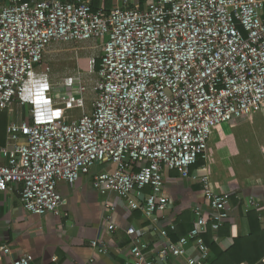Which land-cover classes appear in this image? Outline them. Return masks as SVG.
<instances>
[{
	"label": "built area",
	"instance_id": "1",
	"mask_svg": "<svg viewBox=\"0 0 264 264\" xmlns=\"http://www.w3.org/2000/svg\"><path fill=\"white\" fill-rule=\"evenodd\" d=\"M146 4L109 12L81 0L0 4V115L15 101L29 112L6 126L0 192L19 187L26 213L58 215V185L73 184L95 164H105L111 169L95 174L92 187L151 216L166 208L163 174L175 171L199 184L207 210H192V227L176 242L160 231L163 241L156 249L141 243L145 229L127 228L128 264H158L153 254L162 261L171 256L183 264H209L202 237L228 221L233 193L214 191L206 166L200 175L190 168L206 160L213 126L264 110V0ZM84 42L100 48L97 68L95 59L90 64L92 90L79 86L68 93L79 82L66 78L61 87L67 93H59L56 103L49 70L40 66L55 44ZM32 97L40 103L33 104ZM57 105L85 111L64 123ZM241 200L244 214L259 209L253 196ZM106 227L116 230L109 218ZM175 228L169 225L171 232ZM189 244L197 256L186 255ZM90 247L98 254L107 251L100 240ZM6 250L0 239V264ZM11 264L30 262L20 256Z\"/></svg>",
	"mask_w": 264,
	"mask_h": 264
},
{
	"label": "crops",
	"instance_id": "2",
	"mask_svg": "<svg viewBox=\"0 0 264 264\" xmlns=\"http://www.w3.org/2000/svg\"><path fill=\"white\" fill-rule=\"evenodd\" d=\"M7 1L0 0V4H5ZM70 1L74 0H65L63 2ZM81 1L90 5H92V1H95L97 9L103 11L118 7L132 8L136 5L140 8H145L147 5L146 0ZM86 44L90 46L92 52L97 55L100 54L99 43ZM55 45L58 46L57 44ZM55 45L52 49L56 47ZM97 58L98 56L95 59L96 61H98ZM40 70H42L41 66ZM60 87L61 85L58 89ZM55 90H57L56 87ZM69 92H72V90ZM58 96L59 92L52 94L56 103H58ZM91 97V93L87 92L84 97L85 110L90 109ZM19 107L20 113L17 112V119L8 120L6 126L12 121L16 122L25 119L22 118V115H25L26 112L25 108L20 105ZM62 107V105H57L60 118L63 110L76 109L80 111V115L85 111L79 108L66 109ZM72 120L75 119L70 121ZM261 122L264 123V110L258 112V128ZM4 134L5 142L0 147L6 144L5 131ZM204 166H206L205 172L210 178L214 191H229L233 193L230 202V212L228 213V232L219 236L217 232L211 231L212 235L210 238L211 242L215 243L221 251H226L231 247L234 239L245 238L251 232L250 223L243 210L240 211L239 208L242 202L241 199L244 197L253 196L258 201L259 223L255 225L257 228L264 230V178L261 177L263 172L262 170L258 171V187L232 188L231 185H222L219 182L217 176L210 169L207 155ZM109 169L111 167L108 165L95 164L88 175L81 176L75 183L59 184L58 191L62 197V203L58 215L47 213L35 216L26 213L23 210L18 194L19 187L0 192V239L7 244V250L1 254V264H11L20 256H25L30 264H128L130 261V239L125 233L127 228L132 227L138 231L145 229V234L140 238L141 243L147 244L150 249H156L163 241L159 234L160 231L165 230L167 237L171 241L176 242L177 240L173 239L178 233L176 220L180 219L182 221L184 220L183 215H188L184 226L186 229H189V227L191 229L192 210L196 206L207 210L199 184L190 178L183 179L177 172L172 171L164 172L163 174V195L168 198V204L161 213L146 216L139 210H131L115 193L101 195L92 187V177ZM144 191L146 194L149 193V190ZM232 199L237 200L238 203L234 205ZM107 218L116 226L115 231L110 232L107 230ZM171 223H174L176 227L173 232L169 230ZM94 240H100L106 245L107 251L105 254H98L90 247V242ZM207 248L209 250L208 263L210 264L212 252L208 246ZM186 255L189 257L197 256V251L191 244L186 248ZM152 257H155L158 264H183L179 259L171 256L163 261L154 254Z\"/></svg>",
	"mask_w": 264,
	"mask_h": 264
},
{
	"label": "rangeland",
	"instance_id": "3",
	"mask_svg": "<svg viewBox=\"0 0 264 264\" xmlns=\"http://www.w3.org/2000/svg\"><path fill=\"white\" fill-rule=\"evenodd\" d=\"M86 43L89 42L55 45L56 47L51 48L46 54L41 69L49 70L52 85L57 88L56 93H67V89L63 87L58 89V87L64 79L69 77H75L79 82V85L72 89L73 92L79 86L91 92L95 75L90 74V64L99 55L92 52ZM91 43L98 44V42ZM19 108L15 101L2 114L0 146L5 142L3 125L8 120L17 119V112L20 113ZM25 111L28 112L27 109ZM27 112L22 115V118L28 117L29 112ZM79 116V110H63L61 118L64 123H69L71 119ZM259 124L260 129L258 128V113H256L211 128L206 155L211 171L222 185H231L232 188L258 187V171L261 170L263 172L261 177L264 178V123ZM192 168H190L191 174L200 175L199 168L195 170Z\"/></svg>",
	"mask_w": 264,
	"mask_h": 264
},
{
	"label": "trees",
	"instance_id": "4",
	"mask_svg": "<svg viewBox=\"0 0 264 264\" xmlns=\"http://www.w3.org/2000/svg\"><path fill=\"white\" fill-rule=\"evenodd\" d=\"M27 1V0H23ZM65 1V0H60ZM92 8L94 10H98L95 4V1H92ZM110 11V10H109ZM105 11V12H109ZM99 64V61H96V68ZM4 113V112H3ZM2 113V114H3ZM0 116V119L2 117ZM1 121V120H0ZM6 123L3 125V132L5 131ZM205 164V160L199 158L197 163L193 166L192 169L202 168ZM191 171V169H190ZM175 172V171H174ZM148 190V189H146ZM233 204L236 205L238 202L235 199H232ZM240 211L243 210V202L239 205ZM258 210H251L247 214H245L248 219L251 227V232L249 236L245 238H237L232 241V245L226 251H221L218 246L211 242V230L208 229L206 234L203 236L205 244L210 248L212 252L210 264H264V230H261L259 227L257 228V224L259 223ZM184 220L177 219L176 224L178 226V233L173 238L175 241L178 240L182 236H186L187 232L190 230L186 229L184 226L185 219L188 218V215H183ZM256 224V225H255ZM180 228V229H179ZM229 230V225L227 221L223 225L222 228L217 232L219 236L224 235Z\"/></svg>",
	"mask_w": 264,
	"mask_h": 264
},
{
	"label": "bare ground",
	"instance_id": "5",
	"mask_svg": "<svg viewBox=\"0 0 264 264\" xmlns=\"http://www.w3.org/2000/svg\"><path fill=\"white\" fill-rule=\"evenodd\" d=\"M27 86H28V83H27ZM30 87H31V89H34V87L38 89V88H40V85L31 84ZM39 100H40V97H32L31 98V101H32L33 104H39L40 103Z\"/></svg>",
	"mask_w": 264,
	"mask_h": 264
}]
</instances>
